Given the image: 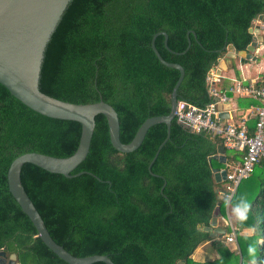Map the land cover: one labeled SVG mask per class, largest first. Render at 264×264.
Segmentation results:
<instances>
[{
  "label": "trees",
  "instance_id": "1",
  "mask_svg": "<svg viewBox=\"0 0 264 264\" xmlns=\"http://www.w3.org/2000/svg\"><path fill=\"white\" fill-rule=\"evenodd\" d=\"M263 15L264 0H70L47 43L39 90L74 104L102 99L116 111L119 139L127 144L145 119L168 115L179 76L155 57L154 34H167L171 51L162 36L154 41L160 57L184 70L177 101L203 107L212 101L207 71L225 47L244 51L253 39L248 29ZM188 31L195 39L190 34L188 50L175 54L186 49ZM80 132L79 123L39 115L0 85V250L15 254L18 264L67 263L42 243L10 195L8 167L28 152L68 157ZM165 136V125H154L136 150L121 153L110 144L105 118L97 115L88 154L70 173L83 174L65 178L23 165L22 186L50 237L75 257L106 255L113 264H264V160L246 179L257 192L250 200L243 197L250 205L248 218L237 220L236 248H231L225 241L230 227L214 238L203 227H210L217 204L224 215L225 200L218 194L224 182L216 183L212 170L230 171L244 153L224 149L225 164L209 160L222 141L191 132L174 118L151 165L154 176L147 167ZM240 184L232 208L242 198ZM244 230L253 234L243 235ZM203 244L218 256L195 259Z\"/></svg>",
  "mask_w": 264,
  "mask_h": 264
},
{
  "label": "water",
  "instance_id": "2",
  "mask_svg": "<svg viewBox=\"0 0 264 264\" xmlns=\"http://www.w3.org/2000/svg\"><path fill=\"white\" fill-rule=\"evenodd\" d=\"M69 2L70 0H0V85L12 97L33 112L51 119L74 121L81 126L79 143L72 155L65 158H57L36 152L24 153L10 163L6 174L7 186L10 195L22 213L30 220L42 243L59 259L67 264H93L97 262L113 264L106 255L75 257L54 242L22 186L20 179L21 169L23 165L31 164L49 173L60 174L65 178H73L83 174L81 172L70 175L86 158L95 126V117L102 115L107 123L110 144L116 151L121 153H130L136 150L150 127L157 124L165 125V139L158 146L147 167L148 172L154 175L151 173L150 168L160 149L169 139L170 123L175 118L177 89L184 77V70L179 64L166 62L160 57L154 46V41L156 37L162 36L164 48L171 51L167 46V34L165 32L154 34L150 47L155 57L163 66L175 69L179 73L170 95V111L168 115L153 116L145 119L138 127L132 140L127 144H123L119 139L117 113L102 99L92 104H74L50 97L39 90L40 71L47 43ZM257 21L264 24V15L258 17ZM248 32L252 35H257L259 33V25L249 28ZM190 34L195 39V33L188 31L186 34V49L182 53L175 54L181 55L188 50ZM255 46L256 40L255 36H253L252 42L244 51H236L237 57L250 60ZM227 49L228 47H225V50ZM233 51H235L234 48ZM211 159L225 164L224 148L219 146L217 154L209 158V160ZM212 172L216 183L225 181L226 170L213 169ZM219 192L223 193L222 190ZM219 217L220 205L217 204L212 213L210 227H203V230L208 232L212 238L225 234L223 229L217 228ZM0 264L18 263L16 262L15 254L7 256L5 250L2 249L0 250ZM177 264L183 263L178 262Z\"/></svg>",
  "mask_w": 264,
  "mask_h": 264
},
{
  "label": "built area",
  "instance_id": "3",
  "mask_svg": "<svg viewBox=\"0 0 264 264\" xmlns=\"http://www.w3.org/2000/svg\"><path fill=\"white\" fill-rule=\"evenodd\" d=\"M262 27L263 24L259 23V28ZM221 77L215 67L210 68L204 81L206 91L212 101L203 107L185 101H177L174 114L177 122L187 127L191 132L204 133L210 139H220L224 149L244 153L241 161L229 166L230 171H226L222 197L228 204L238 185L248 178L254 165L264 160V84L257 87L253 83L244 86L240 82H235L227 89L228 93L238 97H249L257 102L252 112L255 118L254 131L249 133L243 121L235 125L219 120L217 105L228 102L227 93L217 89ZM225 241L230 245L236 244L233 230L226 235Z\"/></svg>",
  "mask_w": 264,
  "mask_h": 264
},
{
  "label": "crops",
  "instance_id": "4",
  "mask_svg": "<svg viewBox=\"0 0 264 264\" xmlns=\"http://www.w3.org/2000/svg\"><path fill=\"white\" fill-rule=\"evenodd\" d=\"M253 23V27L258 25V21H255ZM253 36H255L256 46L250 60L237 57L236 50L233 51V47L229 45L227 46L228 49L226 50L224 55L218 58L216 64L213 66L216 68V71L219 72L222 76L220 83L217 85V89L225 91V93H227L228 95L227 103H219L217 105L220 116L219 120L235 125L243 121L249 133H253L254 131L255 118L253 117L252 112L254 111L257 102L249 97H238L234 94L228 93L227 89L230 86H233L235 82H240L244 86H247L250 83L256 85L262 81L264 82V24L262 28H259V33ZM242 99H249L252 102H255L256 105L249 104L248 106H246L245 103L247 102ZM252 129L253 131L251 132ZM218 194L219 199L224 200L222 194L220 192H218ZM229 203L227 204L225 201L224 215L221 216L220 212V217L217 220V228L223 229L225 231V227L228 226L230 227L231 233L232 230L235 232L237 218L233 214L232 208ZM242 234L246 236L252 235L253 230H244ZM227 245L231 248H236V244ZM217 256L218 255L215 252L213 253L209 251L208 248H202V250L198 248L193 255V257L198 260H212Z\"/></svg>",
  "mask_w": 264,
  "mask_h": 264
},
{
  "label": "clouds",
  "instance_id": "5",
  "mask_svg": "<svg viewBox=\"0 0 264 264\" xmlns=\"http://www.w3.org/2000/svg\"><path fill=\"white\" fill-rule=\"evenodd\" d=\"M250 209V205L247 202V200L241 198L239 201H237L232 208L233 214L239 221H245L248 218V212ZM248 252L250 255L255 254V248L253 246H249Z\"/></svg>",
  "mask_w": 264,
  "mask_h": 264
},
{
  "label": "rangeland",
  "instance_id": "6",
  "mask_svg": "<svg viewBox=\"0 0 264 264\" xmlns=\"http://www.w3.org/2000/svg\"><path fill=\"white\" fill-rule=\"evenodd\" d=\"M258 25H259V22H258ZM238 191H239L240 195L242 196V198L248 196V198L250 200L253 198V196L257 192V189H256V185L253 183V180H251V179L246 180L245 179L241 182V184L238 188ZM202 248L207 249L208 245L203 244L199 247L200 250H202Z\"/></svg>",
  "mask_w": 264,
  "mask_h": 264
}]
</instances>
